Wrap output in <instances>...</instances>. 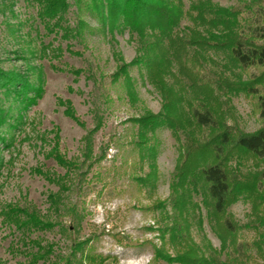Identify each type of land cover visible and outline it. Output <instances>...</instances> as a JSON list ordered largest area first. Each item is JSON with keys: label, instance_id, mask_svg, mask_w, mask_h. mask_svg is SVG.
<instances>
[{"label": "rangeland", "instance_id": "rangeland-1", "mask_svg": "<svg viewBox=\"0 0 264 264\" xmlns=\"http://www.w3.org/2000/svg\"><path fill=\"white\" fill-rule=\"evenodd\" d=\"M212 1L229 8L249 0ZM91 5L70 1L63 25L74 28L81 21L84 27L79 37L63 38L44 28L35 0H0V70L21 75L39 90L36 103L19 110L0 88L6 121L0 129V264H180L178 256L189 247L182 242L176 250L158 232L170 212L164 214L161 206L169 204L185 136L157 130L149 137L155 161L146 158L136 144L137 122L160 113L161 97L142 67L129 68L128 81L112 80L120 65L134 60L137 43L127 31L111 35ZM183 5L187 11L188 1ZM241 20L248 36L264 28V10L243 12ZM188 26L184 19L179 30ZM257 42L264 45V39ZM208 55L227 68L222 52ZM231 70V81L236 77L241 84L264 74V67ZM215 72L208 66L203 80L212 81ZM257 90L217 92L211 108L224 126L255 133L264 128L258 108L264 82ZM243 165L261 170L264 161L248 158ZM152 172L153 187L139 182ZM192 202L198 207L188 228L190 244L205 256L214 252L220 264H264V249L252 245L258 239L254 229H240L224 245L201 198L193 194ZM227 213L245 226L252 205L238 199ZM28 216L50 229L26 226Z\"/></svg>", "mask_w": 264, "mask_h": 264}, {"label": "trees", "instance_id": "trees-1", "mask_svg": "<svg viewBox=\"0 0 264 264\" xmlns=\"http://www.w3.org/2000/svg\"><path fill=\"white\" fill-rule=\"evenodd\" d=\"M70 1L35 0L39 7L38 18L49 33H62L63 38L80 36L83 22L79 21L74 28L63 25ZM91 1V8L103 28L111 35L127 31L130 39L137 43L134 60L129 65H120L112 80L125 77L128 81L127 70L133 66L142 67L162 100L159 114L138 120L136 144L146 158L154 162L156 151L154 145H149L150 135L166 129L177 139L180 133L185 136L184 143L180 144L181 159L172 175L169 204L161 206L164 214L168 215L165 210L170 212L163 226L158 228L163 241L166 242L167 236L176 250L178 243L189 245L183 255L178 256V263L220 264L214 252L209 251L205 256L189 243L188 228L190 221H195L197 206L192 202L193 194L201 198L214 233L224 245L227 239L235 241L240 229L251 228L258 235L252 245L264 249V206H261L264 204V168L254 171L243 165L248 158L264 161V128L245 134L226 127L211 108L212 103H216L212 99L217 92L221 96L241 91L256 95L257 87L264 82V74L249 83L241 84L236 77V82L231 81L232 68L264 67V45L257 42V39H264V28L244 35L241 20L243 12L264 10V0H249L242 2L240 7L229 8L212 0H187V11L183 0ZM184 19L190 26L180 31ZM218 51L228 61L225 69L218 67L208 55ZM208 66L218 71L212 81L203 80V71ZM0 88L18 104L19 110L34 105L39 95L38 89L14 72L0 70ZM258 108L264 120V96L258 97ZM5 123V114L0 109V129ZM139 182L153 187L155 173ZM238 199H245L252 205V215L245 226H239L227 213ZM30 223L46 230L51 227L44 226L33 216L27 217L25 225ZM237 248L235 244L234 249ZM154 254L163 259L160 250H155ZM65 264L71 263L66 261Z\"/></svg>", "mask_w": 264, "mask_h": 264}]
</instances>
